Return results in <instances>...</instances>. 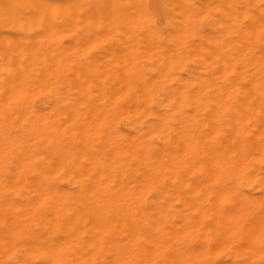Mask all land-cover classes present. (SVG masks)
<instances>
[{
	"label": "clouds",
	"instance_id": "clouds-1",
	"mask_svg": "<svg viewBox=\"0 0 264 264\" xmlns=\"http://www.w3.org/2000/svg\"><path fill=\"white\" fill-rule=\"evenodd\" d=\"M0 264H264V0H0Z\"/></svg>",
	"mask_w": 264,
	"mask_h": 264
}]
</instances>
